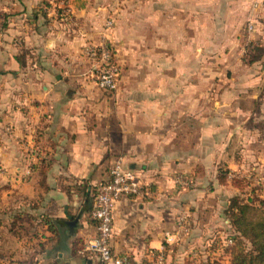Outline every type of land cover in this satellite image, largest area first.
<instances>
[{
  "label": "crops",
  "instance_id": "0c3cea01",
  "mask_svg": "<svg viewBox=\"0 0 264 264\" xmlns=\"http://www.w3.org/2000/svg\"><path fill=\"white\" fill-rule=\"evenodd\" d=\"M38 3L11 0L3 7L2 166L7 172H28L31 160L36 163V157L41 161L43 157L48 166L46 188L38 184L33 167L29 182L16 186L21 195L33 198L48 215L63 217L69 229L73 227H62L59 234L45 228L53 237L43 256L50 257L51 264H97L94 256L83 257L80 249L72 250L75 238L84 243L96 229L83 208L80 193L71 185L67 192L65 184L82 179L89 187L95 186L106 178L113 158L121 154L125 165L140 172L148 186L142 195L122 196L114 202L110 244L134 264H150L148 249L165 248L164 234L175 225L177 205L200 198L199 185L191 190L178 189L171 178L176 171L191 172L194 177L200 173L196 164L203 157L202 120L209 121L208 140L215 143V154L219 150L217 142L222 140L218 126L231 133V127L239 121L232 102L225 103L229 115L218 114L221 104L219 109L217 103L202 102V62L206 57L216 60L221 53L226 54L222 46L228 44L227 39H237L242 16L250 12L248 2L145 0L144 11L143 5L134 2L121 7L111 47L115 45V55L120 54L123 46L119 41L127 38L129 30L144 27L146 54L140 60L145 69L130 66L122 75L124 86L115 91L114 97L104 96L89 83L78 64L83 42L94 37L104 19L105 1L72 0L70 20L62 22L60 28L52 18V22L47 21L45 9ZM129 8L136 11L129 12ZM13 34H18L26 47L50 54L48 61L39 60L45 68L19 67L10 51ZM14 83L16 91L11 88ZM207 107L210 113L203 115ZM195 179L199 182L198 177ZM190 220L195 222L194 228L202 222ZM196 232L189 236L191 241L200 237Z\"/></svg>",
  "mask_w": 264,
  "mask_h": 264
},
{
  "label": "rangeland",
  "instance_id": "374dc122",
  "mask_svg": "<svg viewBox=\"0 0 264 264\" xmlns=\"http://www.w3.org/2000/svg\"><path fill=\"white\" fill-rule=\"evenodd\" d=\"M8 1L11 0H0V48L6 31L3 24V7ZM104 1V19L99 29L94 32V37L83 42L78 64L80 72L89 83L98 88L104 96L114 97L115 91L124 86L122 75L130 66H137L143 71L145 69V63L140 59L146 54L147 30L144 27L129 30L130 36L127 35V38L119 41L118 44L123 47L120 54L115 55L118 75L117 86L112 90L99 88L89 76L90 59L85 53V47L104 38L111 43L116 14L120 8L130 7L134 2L138 6L143 5L141 7L144 11L145 0ZM224 1L226 3V0ZM245 1L248 2L250 12L245 17L242 16L237 39H227L228 44L222 46L227 49L226 54L221 53L216 60L212 56L203 59L201 81L202 102L217 103L218 108L221 104L219 115H229L224 110L225 103L232 102L236 105L237 114L234 115L239 121L231 127V133H227L223 129L224 126H218L219 138L222 137V140L217 142L219 150L215 154V143L208 140L209 121L203 119V157L202 162L196 164V171L199 170L200 173L194 177L191 172H174L171 178L174 187L191 190L199 185L201 194L200 198L177 205L175 225L170 229V233L175 236L169 243L165 242L164 264H231L233 249L249 251L252 248L250 238L241 233L235 222L237 209L232 203H247L249 206L246 215L253 220L264 218V0ZM71 3L72 0H39L37 6L45 9L48 22L56 21L57 27L60 28L62 22L68 23L70 20ZM233 3L234 1L230 4ZM130 11L136 10L129 8ZM48 13H52V16ZM109 19L112 20V25L107 26ZM13 35L15 36L10 39V51L15 56L21 55L24 58V64H19V67L30 70L45 68L42 62L48 61L50 54L45 55L43 50L37 52L31 47H26L17 37L18 34ZM113 47L115 48V45L111 47L115 52ZM253 58L256 59L252 60ZM15 87L16 83L11 85L12 90ZM225 91L232 93L227 94ZM209 113L210 108L207 107L203 115ZM2 132L3 128L0 126V146ZM228 135H232L229 140L226 138ZM35 161H38V157ZM34 164V160H31L28 164L31 169L28 172H7L0 160V264L52 262L50 257L43 256L50 237H53L46 234V226L39 220V213L44 211L33 198L21 195L19 187L16 186L29 182L27 180L32 175L30 172L33 171ZM177 175H182V179L178 180ZM196 177L199 182H196ZM190 218L201 219L200 226L194 228L196 224ZM192 232H196V237L200 234L198 240L191 241L189 236ZM229 238L231 242L227 241ZM80 255L84 257L83 254Z\"/></svg>",
  "mask_w": 264,
  "mask_h": 264
},
{
  "label": "built area",
  "instance_id": "2783aa9c",
  "mask_svg": "<svg viewBox=\"0 0 264 264\" xmlns=\"http://www.w3.org/2000/svg\"><path fill=\"white\" fill-rule=\"evenodd\" d=\"M106 25H112V20H107ZM85 53L90 59L89 76L93 82L105 90L115 89L118 68L115 53L107 39L104 38L96 44L89 43L85 47ZM176 178L181 180L182 175H177ZM147 186L148 183L143 181L142 174L125 165L123 156L117 154L108 168L106 178L97 182L95 186L88 217L95 224L96 230L92 237L84 241L80 253L84 256H94L97 264H134L127 255L118 254L111 247L113 204L122 196L142 195ZM174 236V233L166 231L164 241L169 243ZM227 241L231 242V239ZM164 250V246L159 249H148L150 264H164Z\"/></svg>",
  "mask_w": 264,
  "mask_h": 264
},
{
  "label": "trees",
  "instance_id": "16d2710c",
  "mask_svg": "<svg viewBox=\"0 0 264 264\" xmlns=\"http://www.w3.org/2000/svg\"><path fill=\"white\" fill-rule=\"evenodd\" d=\"M19 64H24L23 57L21 55L16 56ZM253 58L252 60H255ZM33 168L38 174V184L41 187L46 188V173L48 166L41 160H38ZM65 189L69 192V185H71L76 192L80 193L84 200L83 208L87 212L90 211L93 203V195L95 186L85 182V180H73L71 183H66ZM38 203V202H37ZM39 204V203H38ZM232 206L237 209L235 213V222L238 225L241 233L251 240L252 248L249 251H242L238 248L232 250L231 264H264V218L253 220L246 215L247 203H239L234 201ZM40 221L46 226V229L55 234H59L60 228L65 230H73V227L69 229V225L66 223L63 217H53L48 215L47 212L39 213ZM73 217H71L72 219ZM72 222V221H71ZM73 232V231H71ZM83 242L79 238H75L72 241V250L76 251L81 249Z\"/></svg>",
  "mask_w": 264,
  "mask_h": 264
}]
</instances>
